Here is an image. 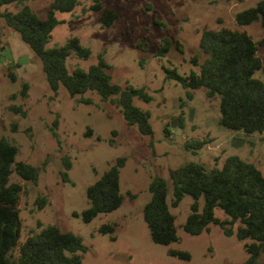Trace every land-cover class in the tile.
Returning a JSON list of instances; mask_svg holds the SVG:
<instances>
[{
    "label": "rangeland",
    "instance_id": "1",
    "mask_svg": "<svg viewBox=\"0 0 264 264\" xmlns=\"http://www.w3.org/2000/svg\"><path fill=\"white\" fill-rule=\"evenodd\" d=\"M51 1H13L1 5L0 12H15L27 4L44 18ZM257 1L101 0V10H94L89 7L91 0H79L72 10L55 13L60 22L52 29L46 47L60 46L76 37L90 53L83 58L70 50L68 72L86 70L101 54L112 82L122 88L144 86L150 100L133 96L132 102L149 113L150 135L141 134L136 124L125 121L112 100L117 95L102 100L95 91L86 90L70 96L61 84L56 93L50 90L39 58L0 18V137L16 145L15 161L38 168L36 183L14 172L10 175L11 181H19L23 187L18 202L19 241L54 224L78 235L86 246L84 251H77L81 258L75 264H251L244 249L248 239L225 235L214 223L195 235L183 229L193 198L184 194L175 206L170 205L168 171L189 161L220 167L226 156L236 154L264 175V130L246 133L219 124L218 94L207 96L202 86L187 89L166 74L173 68L179 74L197 70L190 58L200 54L198 41L203 28L245 30L257 43L264 35L259 20L240 25L234 18L236 12ZM104 8L117 14L109 26L100 22ZM165 38L170 46L159 55L157 50ZM21 55L27 60L23 64L17 62ZM257 55L261 67L253 76L264 81V44H257ZM24 85L25 95L21 92ZM166 125L167 135L163 131ZM88 128L90 133L85 134ZM190 138L207 143L199 149L187 148L184 141ZM65 155L71 160L69 181L60 178ZM119 156L125 157L119 168L121 204L98 213L89 222L73 215V211L80 213L88 206L86 187ZM155 175L168 182L166 201L177 234L168 244L151 240L142 215L151 195L148 184ZM40 195L46 197V204L38 208L36 197ZM203 201L202 196L197 200L199 211ZM214 213L220 219L228 217L218 207ZM102 224H111L113 231L100 232ZM171 249L184 250L189 258L173 255ZM16 252L17 248L13 254ZM256 264H264V254Z\"/></svg>",
    "mask_w": 264,
    "mask_h": 264
},
{
    "label": "trees",
    "instance_id": "2",
    "mask_svg": "<svg viewBox=\"0 0 264 264\" xmlns=\"http://www.w3.org/2000/svg\"><path fill=\"white\" fill-rule=\"evenodd\" d=\"M24 0H0V6ZM79 0H52L44 18L39 17L27 4L15 12L4 10L0 18L18 32L20 38L28 44L40 60L47 84L54 93L63 85L70 96L86 90L95 91L102 100L117 95L112 100L120 107L125 121L136 124L141 134L150 135L152 127L149 113L141 110L132 102L133 96L148 101L150 95L144 86L122 88L111 81L106 71L107 62L100 54L97 62L86 70L76 68L68 72L66 57L73 50L79 57L86 58L90 51L79 43L78 38L70 37L63 45L46 47L51 31L60 21L57 11H70ZM101 10V0H91L89 6ZM117 14L104 8L100 15L103 26H109ZM236 23L243 25L259 20L264 29V0H258L253 6L240 10L234 15ZM170 40L165 38L157 54L165 53ZM257 44H264V35L254 42L245 30L220 27L203 28L200 33L198 48L200 54L191 56L190 61L197 66L188 74H179L174 68L168 69L166 76L175 79L183 87L192 89L204 87L207 96L219 95V124L242 130L246 133L264 130V81L254 77L253 73L261 67L257 55ZM179 45V43H178ZM11 76V72L8 73ZM24 85L22 94L25 95ZM192 97V92L187 91ZM87 101V99H82ZM163 128L167 135L169 129ZM90 133L88 128L85 134ZM207 143L205 139L190 138L184 141L187 148L199 149ZM17 147L4 137H0V264H75L81 256L77 251H84L86 246L81 238L72 231H62L54 224L41 227L37 232L29 233L19 241L21 221L18 202L23 189L19 181H11L12 172L23 180L36 183L37 166L22 160L15 161ZM125 157L119 156L102 174L86 187L88 206L80 213L84 222H89L101 212L116 209L122 201L119 186V168ZM62 181H69L67 170L71 167L70 157H62ZM172 185L170 205L175 206L184 194H189L193 201L186 216L183 229L189 234H199L208 230L210 223L218 224L225 235H235L244 242L248 262L257 263V258L264 254V175L251 162L236 154L225 157L222 166L208 167L200 162H185L168 171ZM168 182L161 176H153L148 184L150 199L142 208V215L147 224L149 236L155 243L168 244L177 239L174 217L166 201ZM203 197V205L198 210V198ZM38 208L46 204V197H36ZM220 208L228 217L220 219L214 213ZM38 225H41L38 223ZM233 226H236L235 228ZM100 232H112L111 224H102ZM17 248L16 254L13 250ZM170 253L181 258H189L184 250L171 249Z\"/></svg>",
    "mask_w": 264,
    "mask_h": 264
},
{
    "label": "water",
    "instance_id": "3",
    "mask_svg": "<svg viewBox=\"0 0 264 264\" xmlns=\"http://www.w3.org/2000/svg\"><path fill=\"white\" fill-rule=\"evenodd\" d=\"M26 61H27V60H26L25 56H23V55H21V56L17 59V62H18V63H21V64L25 63ZM166 117H167V116H166ZM170 124H171V126H174V125H175V121H174V120H171Z\"/></svg>",
    "mask_w": 264,
    "mask_h": 264
}]
</instances>
